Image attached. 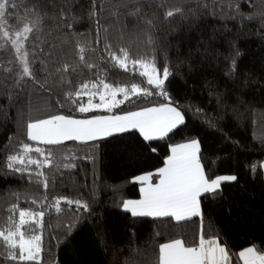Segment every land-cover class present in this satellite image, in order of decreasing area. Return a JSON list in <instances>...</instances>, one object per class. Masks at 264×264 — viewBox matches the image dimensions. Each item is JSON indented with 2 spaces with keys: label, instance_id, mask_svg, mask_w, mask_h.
Returning <instances> with one entry per match:
<instances>
[{
  "label": "trees",
  "instance_id": "1",
  "mask_svg": "<svg viewBox=\"0 0 264 264\" xmlns=\"http://www.w3.org/2000/svg\"><path fill=\"white\" fill-rule=\"evenodd\" d=\"M16 2L30 7L34 0ZM122 2L57 0L73 28L57 30L49 24L30 37L26 47L38 57L35 80L39 83L29 80L16 86L14 76L0 72V217L6 220L13 204L20 210L45 212L43 228L37 230L42 235L41 264H153L158 244L183 239L193 246L201 235L226 245L230 254H236L230 256L232 264H237L239 251L246 247L264 249V25L253 15L264 12V0H137L141 16L155 24L158 71L167 56L174 74L167 91L173 106L184 114L186 127L152 142L133 132L96 142L40 145L55 152L53 166L42 169L48 177L47 189L6 167L7 156L18 150L22 140L33 143L26 140L27 122L53 115L77 119L123 115L169 103L154 94L132 97L112 112L79 113L75 107L87 103L88 97L82 96L76 104L65 98V91L85 82L98 84L99 79L113 87H149L146 78L138 75L139 66L134 71L129 64L127 72L112 66L110 53L119 54L120 47L130 48L133 58L151 54L141 37L133 35L146 25L128 17L119 7ZM175 8H182L183 15L165 19L166 12ZM93 11L95 17L90 16ZM10 12L16 16L9 17V25L19 28L25 8ZM77 40L94 49L86 59L96 67L89 69L79 62ZM233 58L237 72L227 76ZM9 59L7 52L0 53L5 65ZM41 60L47 61V72L39 70ZM65 64L70 66L67 73L56 72ZM61 76L69 83H59ZM98 102L96 97L94 103ZM192 139L200 144V162L209 179L223 175L237 179L222 183L215 196L202 197V217L177 224L168 218H134L126 212L122 202L140 198L134 177L154 173L164 166L171 146ZM62 154L76 159L63 160ZM66 163L74 167L64 168ZM57 198L86 202L89 210L62 200L57 213L53 206ZM0 264L5 262L0 259Z\"/></svg>",
  "mask_w": 264,
  "mask_h": 264
},
{
  "label": "snow or ice",
  "instance_id": "2",
  "mask_svg": "<svg viewBox=\"0 0 264 264\" xmlns=\"http://www.w3.org/2000/svg\"><path fill=\"white\" fill-rule=\"evenodd\" d=\"M25 8V13L18 18L19 28L9 25V17L16 16L10 12L13 8ZM130 18H135L138 23L146 25L139 35L140 42L151 50V54H144L140 58H133L128 47H120L119 54L110 53L112 66L125 72L129 70V64L135 71L136 67L143 69L138 73L146 78L149 87H141L132 84L130 89L126 87H113L105 80L99 79L97 83H83L74 91H65L67 100L74 104L82 96L88 97L87 103H78L75 111L79 113H90L96 110L112 112L114 108L130 101L132 97H150L159 95L169 103L159 106L147 107L138 111H130L123 115H95L90 118L77 119L65 115H53L46 119H39L26 123V140L33 142L29 144L23 140L14 154L6 158V167L15 173L27 174L29 181L38 188L43 186L47 189L49 181L42 169L51 168L55 160L53 147L44 148L40 145L61 146L66 141L80 143L96 142L117 134L138 132L145 142L163 140L170 133L179 131L186 127L185 116L171 103V96L167 91V83L173 77V72L165 56L163 69L158 71L155 37V24L151 19L141 16V5L137 0H123L119 5ZM67 13L63 7L57 5V0H34L30 7L17 3L16 0H0V53L7 52L10 59L7 65L0 60V72L11 74L15 77L16 86L35 80V68L37 56L30 52L26 45L33 34L43 31L49 24L55 25L57 30L64 27L73 28V24L67 22ZM96 12L90 13L95 17ZM174 15H183L182 8L169 10L165 19ZM260 17L264 25V12L254 13ZM78 35V34H76ZM75 38V36H73ZM123 39V36H121ZM264 40V35L261 36ZM99 42V41H98ZM63 43L67 44L68 41ZM111 45L105 44L109 50ZM94 51L88 45L77 40L76 52L79 62L91 69L96 65L89 63L86 53ZM237 57L241 54L237 51ZM227 59V57H226ZM40 71H48L47 61H40ZM69 65L57 68L56 72L67 73ZM76 69H73L75 71ZM237 72V60H231V66L226 72L227 76H233ZM51 75V73H49ZM47 77H45V83ZM59 83L68 84L69 81L60 77ZM44 88V85H40ZM47 90V89H45ZM158 90V91H153ZM121 95L123 98L118 99ZM73 97L75 99H73ZM98 97L99 102L94 103ZM63 106V105H61ZM150 146V145H149ZM152 151H156L152 148ZM170 155L163 162V167L158 168L154 173L141 174L134 177V182L139 183L140 199L124 200L122 207L134 218H168L177 224L185 222L193 217H202L201 199L207 195L215 196L221 188L222 183L232 182L237 178L233 175L217 176L209 179L200 162V144L196 139L178 143L170 147ZM35 154V155H34ZM94 159V157H86ZM63 160H74L76 157L62 154ZM33 166H35L33 168ZM64 168L74 167L71 163L62 165ZM59 167V166H58ZM255 170V166L253 167ZM153 176L158 177V182L153 183ZM19 198L18 194H13ZM46 199V197H45ZM69 205L75 204L77 209L87 212L89 206L80 200H66L57 198L53 206L57 213L61 211V201ZM38 202L33 199L32 204ZM9 216L0 217V259L5 264H41L42 235L38 229L43 228V217L45 212L20 210L15 204L7 209ZM18 214V222L16 215ZM157 235H159L157 233ZM230 254L226 245H221L218 239H205L200 236L198 244L187 246L183 239H172L165 243L158 244V251L153 264H232ZM237 264H264V249L257 245L246 247L239 251Z\"/></svg>",
  "mask_w": 264,
  "mask_h": 264
},
{
  "label": "crops",
  "instance_id": "3",
  "mask_svg": "<svg viewBox=\"0 0 264 264\" xmlns=\"http://www.w3.org/2000/svg\"><path fill=\"white\" fill-rule=\"evenodd\" d=\"M170 154H171V153H170ZM170 154H169V155H170ZM263 172H264V164H263ZM155 179H156L155 182L152 180L153 183L158 182V177H156ZM224 183H225V182H224ZM138 184H139V183H138ZM139 185H140V184H139ZM140 187H141V185H140ZM139 199H140V198H139Z\"/></svg>",
  "mask_w": 264,
  "mask_h": 264
},
{
  "label": "rangeland",
  "instance_id": "4",
  "mask_svg": "<svg viewBox=\"0 0 264 264\" xmlns=\"http://www.w3.org/2000/svg\"><path fill=\"white\" fill-rule=\"evenodd\" d=\"M141 69V68H140ZM143 69H141V71H142ZM16 219H17V222H18V214L16 215Z\"/></svg>",
  "mask_w": 264,
  "mask_h": 264
}]
</instances>
